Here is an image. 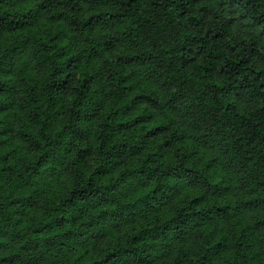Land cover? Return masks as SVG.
I'll return each instance as SVG.
<instances>
[{
  "label": "trees",
  "instance_id": "obj_1",
  "mask_svg": "<svg viewBox=\"0 0 264 264\" xmlns=\"http://www.w3.org/2000/svg\"><path fill=\"white\" fill-rule=\"evenodd\" d=\"M0 264H264V0H0Z\"/></svg>",
  "mask_w": 264,
  "mask_h": 264
}]
</instances>
